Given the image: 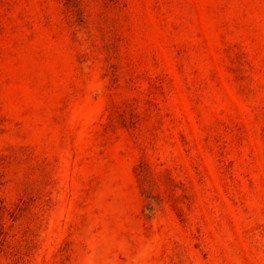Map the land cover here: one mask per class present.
Returning a JSON list of instances; mask_svg holds the SVG:
<instances>
[{"label": "rangeland", "instance_id": "obj_1", "mask_svg": "<svg viewBox=\"0 0 264 264\" xmlns=\"http://www.w3.org/2000/svg\"><path fill=\"white\" fill-rule=\"evenodd\" d=\"M0 264H264V0H0Z\"/></svg>", "mask_w": 264, "mask_h": 264}]
</instances>
